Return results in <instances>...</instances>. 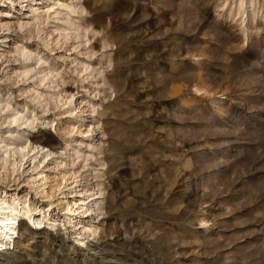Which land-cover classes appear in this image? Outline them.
Here are the masks:
<instances>
[{"label":"clouds","instance_id":"9594fccd","mask_svg":"<svg viewBox=\"0 0 264 264\" xmlns=\"http://www.w3.org/2000/svg\"><path fill=\"white\" fill-rule=\"evenodd\" d=\"M62 244L264 264V0H0V264Z\"/></svg>","mask_w":264,"mask_h":264},{"label":"bare ground","instance_id":"6f19581e","mask_svg":"<svg viewBox=\"0 0 264 264\" xmlns=\"http://www.w3.org/2000/svg\"><path fill=\"white\" fill-rule=\"evenodd\" d=\"M49 257L46 264H54V257ZM62 258L58 264H148V253L145 250H137L129 256H120L106 248H89L77 251L67 244H62V251L59 254Z\"/></svg>","mask_w":264,"mask_h":264}]
</instances>
